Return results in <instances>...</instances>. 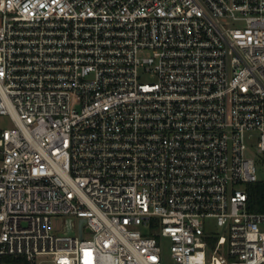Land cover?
I'll return each instance as SVG.
<instances>
[{
  "label": "built area",
  "instance_id": "2783aa9c",
  "mask_svg": "<svg viewBox=\"0 0 264 264\" xmlns=\"http://www.w3.org/2000/svg\"><path fill=\"white\" fill-rule=\"evenodd\" d=\"M2 116L0 264H264V0H0Z\"/></svg>",
  "mask_w": 264,
  "mask_h": 264
},
{
  "label": "rangeland",
  "instance_id": "374dc122",
  "mask_svg": "<svg viewBox=\"0 0 264 264\" xmlns=\"http://www.w3.org/2000/svg\"><path fill=\"white\" fill-rule=\"evenodd\" d=\"M140 56L147 57L148 52L142 51L140 53ZM154 79L149 75V73H145V68L141 69V81L148 82L153 81ZM13 124L9 117H0V127L2 128H10ZM257 165H258V177L259 180H264V160L261 158L257 159ZM244 186H240V188H243ZM65 216H56L53 219V231L55 232H61L64 230L65 225ZM77 223H79V219H77ZM211 230L220 231V227L217 226V224L213 223L212 226L209 227ZM168 257H170V252H166ZM169 259V258H168Z\"/></svg>",
  "mask_w": 264,
  "mask_h": 264
},
{
  "label": "trees",
  "instance_id": "16d2710c",
  "mask_svg": "<svg viewBox=\"0 0 264 264\" xmlns=\"http://www.w3.org/2000/svg\"><path fill=\"white\" fill-rule=\"evenodd\" d=\"M249 209L255 212H264V180L248 183Z\"/></svg>",
  "mask_w": 264,
  "mask_h": 264
},
{
  "label": "water",
  "instance_id": "95a60500",
  "mask_svg": "<svg viewBox=\"0 0 264 264\" xmlns=\"http://www.w3.org/2000/svg\"><path fill=\"white\" fill-rule=\"evenodd\" d=\"M68 223H69V225H68V228L66 230V233H68V234H74L75 231H74V227H73V219H68ZM85 223H86V220L85 219H82L80 221L81 234H82V227L84 226Z\"/></svg>",
  "mask_w": 264,
  "mask_h": 264
}]
</instances>
